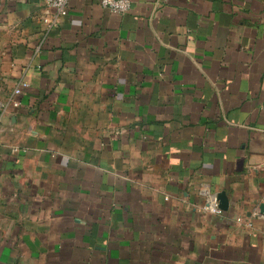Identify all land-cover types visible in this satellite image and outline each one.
I'll list each match as a JSON object with an SVG mask.
<instances>
[{
    "label": "crops",
    "instance_id": "1",
    "mask_svg": "<svg viewBox=\"0 0 264 264\" xmlns=\"http://www.w3.org/2000/svg\"><path fill=\"white\" fill-rule=\"evenodd\" d=\"M46 14L0 0V264H264V0Z\"/></svg>",
    "mask_w": 264,
    "mask_h": 264
},
{
    "label": "built area",
    "instance_id": "2",
    "mask_svg": "<svg viewBox=\"0 0 264 264\" xmlns=\"http://www.w3.org/2000/svg\"><path fill=\"white\" fill-rule=\"evenodd\" d=\"M70 0H45V10L47 14L43 17V22L46 24L47 29H53L58 26L61 18L65 17L69 11ZM101 6L108 9L110 12L123 14L127 12L131 7V0H100ZM29 87V84L25 80H19L15 83L8 98V103L14 108L20 106V101L16 99ZM7 111L6 102L0 103V129L2 126V118ZM18 148H13V151H18ZM216 214H221L222 209L218 206L217 197H211L205 200L203 206Z\"/></svg>",
    "mask_w": 264,
    "mask_h": 264
},
{
    "label": "water",
    "instance_id": "3",
    "mask_svg": "<svg viewBox=\"0 0 264 264\" xmlns=\"http://www.w3.org/2000/svg\"><path fill=\"white\" fill-rule=\"evenodd\" d=\"M218 206L222 210L228 209V199L224 192H219L217 195Z\"/></svg>",
    "mask_w": 264,
    "mask_h": 264
}]
</instances>
